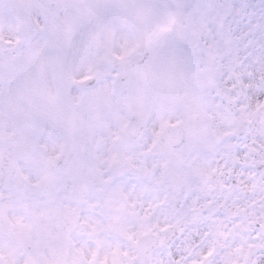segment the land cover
<instances>
[{
	"label": "snow or ice",
	"instance_id": "obj_1",
	"mask_svg": "<svg viewBox=\"0 0 264 264\" xmlns=\"http://www.w3.org/2000/svg\"><path fill=\"white\" fill-rule=\"evenodd\" d=\"M0 264H264V0H0Z\"/></svg>",
	"mask_w": 264,
	"mask_h": 264
}]
</instances>
